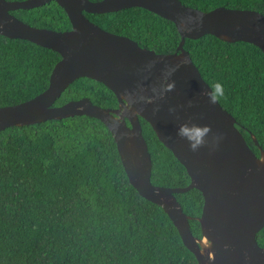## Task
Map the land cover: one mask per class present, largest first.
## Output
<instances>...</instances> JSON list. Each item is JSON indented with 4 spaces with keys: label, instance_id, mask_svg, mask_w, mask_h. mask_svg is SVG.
<instances>
[{
    "label": "trees",
    "instance_id": "1",
    "mask_svg": "<svg viewBox=\"0 0 264 264\" xmlns=\"http://www.w3.org/2000/svg\"><path fill=\"white\" fill-rule=\"evenodd\" d=\"M180 1L202 11L224 6L264 15V0ZM12 13L35 27L70 28L54 1ZM84 14L157 53L174 52L180 41L173 22L144 8ZM183 47L210 88L223 82L225 94L217 101L259 156L264 151V53L251 43L211 34L186 38ZM59 59L54 50L0 34V107L44 91ZM82 97L101 107L117 106L111 90L86 77L69 84L54 105ZM140 123L152 184L187 186L183 165L145 120ZM175 197L189 216L192 234L201 238V192L192 188ZM256 239L264 247V226ZM0 264L198 263L163 209L129 183L107 127L94 117L75 115L0 130Z\"/></svg>",
    "mask_w": 264,
    "mask_h": 264
},
{
    "label": "water",
    "instance_id": "2",
    "mask_svg": "<svg viewBox=\"0 0 264 264\" xmlns=\"http://www.w3.org/2000/svg\"><path fill=\"white\" fill-rule=\"evenodd\" d=\"M50 1L66 13L68 30L35 27L11 13ZM131 7L173 22L180 35L176 50L157 53L141 47L126 36L101 28L84 14ZM0 34L28 40L60 55L44 91L24 102L0 107V130L75 115L98 119L114 138L129 183L163 209L198 264H264V247L256 239L264 226V151L260 149L257 156L236 128L231 113L218 101L209 103L203 93L211 88L183 47L186 38L211 34L226 42L251 43L264 53L263 14L224 6L202 11L180 0H0ZM177 62L180 66L169 77L175 85L161 97L158 92L166 86L164 76L171 71L170 64ZM82 77L111 90L117 106L101 107L88 97L54 105L69 84ZM170 106L174 111H169ZM140 118L183 165L190 178L187 186L152 184L151 156ZM182 123L189 125L185 131L192 137L199 135L201 125H210L206 142L192 150L177 132ZM192 188L203 197L197 217L201 238L192 234L189 216L175 197Z\"/></svg>",
    "mask_w": 264,
    "mask_h": 264
},
{
    "label": "clouds",
    "instance_id": "3",
    "mask_svg": "<svg viewBox=\"0 0 264 264\" xmlns=\"http://www.w3.org/2000/svg\"><path fill=\"white\" fill-rule=\"evenodd\" d=\"M156 62L157 61L155 60H150V63H156ZM170 65H171V71H168L167 74L164 76L166 80V86L164 87L163 90H160L158 92V95L161 97L164 96L165 90H171L174 87L175 81L170 80L169 77L172 75V72L175 71V69H177L180 66V62L170 64ZM153 91H157V90L154 88ZM203 94L207 96L209 103H215L219 97H222L225 94L223 82L217 81L215 87L211 89H206ZM169 111L170 112L174 111V108L170 106ZM154 112H155V109H154ZM188 126H189L188 124L182 123L177 129V132L179 135L183 136L188 141L189 147L192 150H196L198 147H200L202 144L206 142L205 137H206V134L210 131V125H207V126L201 125L200 127L202 128V131H200L197 137L189 136L186 133L185 128Z\"/></svg>",
    "mask_w": 264,
    "mask_h": 264
},
{
    "label": "bare ground",
    "instance_id": "4",
    "mask_svg": "<svg viewBox=\"0 0 264 264\" xmlns=\"http://www.w3.org/2000/svg\"><path fill=\"white\" fill-rule=\"evenodd\" d=\"M204 245H207V242L205 241V240H203V242H202Z\"/></svg>",
    "mask_w": 264,
    "mask_h": 264
},
{
    "label": "flooded vegetation",
    "instance_id": "5",
    "mask_svg": "<svg viewBox=\"0 0 264 264\" xmlns=\"http://www.w3.org/2000/svg\"><path fill=\"white\" fill-rule=\"evenodd\" d=\"M11 13H12V11H11ZM13 14V13H12ZM115 108V107H114Z\"/></svg>",
    "mask_w": 264,
    "mask_h": 264
}]
</instances>
